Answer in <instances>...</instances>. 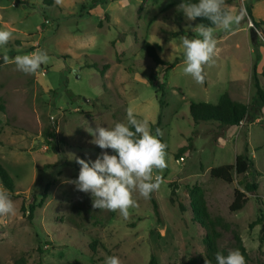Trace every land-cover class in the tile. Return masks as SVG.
<instances>
[{
    "label": "rangeland",
    "instance_id": "rangeland-1",
    "mask_svg": "<svg viewBox=\"0 0 264 264\" xmlns=\"http://www.w3.org/2000/svg\"><path fill=\"white\" fill-rule=\"evenodd\" d=\"M180 2L0 0V30L12 33L0 46V56L8 57L0 61V161L15 180L10 193L15 212L0 216V264H104L109 255L121 264H150L153 256L157 264H206L202 233L190 211L196 187L211 216L223 219L219 245L231 250L238 234L248 264H264V112L229 128L195 122L190 112L192 102L215 104L226 92L251 105L254 73L264 88V0H225V8L233 13L245 8L246 16L230 31L214 27L216 51L204 66L203 83L183 72L181 39L196 37L199 22L177 11ZM146 42L167 63L177 58L178 63L168 69L157 65ZM40 50L48 60L35 73L17 69V55ZM129 108L153 133L162 116L167 166L153 171L160 176L151 194L159 214L151 196L134 192L136 205L125 219L118 211L94 209L90 194L68 182L80 168L68 157L94 160L101 149L90 143L85 128L126 123ZM49 132L54 136L48 138ZM245 152L254 162L249 174H235L232 183L211 177L212 167L234 163ZM239 181L256 182V193ZM236 187L249 201L233 212ZM0 188L6 189L1 180Z\"/></svg>",
    "mask_w": 264,
    "mask_h": 264
},
{
    "label": "clouds",
    "instance_id": "clouds-1",
    "mask_svg": "<svg viewBox=\"0 0 264 264\" xmlns=\"http://www.w3.org/2000/svg\"><path fill=\"white\" fill-rule=\"evenodd\" d=\"M57 3L60 0H56ZM225 0H181L177 11L185 19L195 21L206 19L209 23L197 24L194 29L198 35L193 38L182 37L183 72L190 75L197 83L205 80L204 66L209 63L216 51L214 27L230 31L239 25L246 16V9L241 8L233 13L224 7ZM12 33L0 30V46L6 45ZM48 60L47 53L40 50L28 55H17L14 63L17 69L25 74L35 73ZM0 61L8 62V57L0 56ZM127 122H117L113 126L95 127L88 125L90 143L101 149L94 160H85L74 154L70 160L80 166L78 176L68 182L75 189L91 196L94 209L118 211L127 219L129 209L134 208L136 201L133 193L138 192L144 198L160 187V176L153 177L154 169H163L166 165L165 144L160 140L159 128L153 133L147 121L139 120L131 108L126 112ZM110 150V151H109ZM15 212L10 193L0 188V216L12 215ZM216 264H246L245 257L238 249L217 251ZM104 264H121L118 256L105 257ZM208 264V262H206Z\"/></svg>",
    "mask_w": 264,
    "mask_h": 264
},
{
    "label": "trees",
    "instance_id": "trees-1",
    "mask_svg": "<svg viewBox=\"0 0 264 264\" xmlns=\"http://www.w3.org/2000/svg\"><path fill=\"white\" fill-rule=\"evenodd\" d=\"M248 13L253 21V26L260 29V22L255 20L251 8H248ZM199 23L208 24L209 22L203 18L196 19ZM145 49L147 55L157 64V65H167V69L171 66H175L178 63V58L172 63H167L158 53L155 45L150 42L145 43ZM91 67L98 68V64L94 63ZM107 65L101 69V76L105 75ZM264 76V70L262 72ZM254 85L256 88V95L253 99L251 105H248L242 101L234 99L229 93H224L217 103L209 102H192L190 104V112L195 122H217L221 127H237L244 123V121L257 114L258 112H263L264 108V88L261 86L257 74L254 73L253 77ZM161 107L163 108L165 102L160 100ZM0 107L4 109L3 105ZM162 116H159L157 122L152 126V130L155 132L157 128L161 130ZM54 136L53 133H47V137ZM162 141V135L159 137ZM163 142V141H162ZM54 148L58 146L56 142H51ZM186 146L180 148L179 153L185 151ZM110 151V150H109ZM247 152V150H246ZM241 153L236 156L234 163L222 164L219 166H214L210 169V175L213 178L221 179L225 182L232 183L235 179V174L246 176L249 174L254 166L253 160L248 156L247 153ZM0 180L3 186L7 189L9 193L15 191V180L11 175L7 167L0 161ZM239 183H246V189L251 193H256L258 184L256 182H246L239 181ZM195 189V188H194ZM175 191L172 192L174 194ZM153 207L156 214H159V205L155 197L151 196ZM249 201V197L246 192L242 189L236 187L234 190V199L230 204L229 208L231 211H239L244 208V206ZM180 206L185 209L183 204ZM26 209L24 208V212ZM190 211L193 220L198 224L200 231L202 233L203 244L206 247V262L208 264H216L215 253L217 251H228L227 248L221 247L219 245V239L221 237V232L218 227L223 223L221 217H212L204 196V192L199 187L191 192V202ZM35 212V205H31L29 208L28 219L33 220V215ZM260 219L254 222V225L260 224ZM236 242L232 249H238L241 254L245 257L246 264L249 262V253L243 243L242 238L236 234ZM92 251L96 249V242L91 244ZM150 264H157L156 259L153 256L150 260Z\"/></svg>",
    "mask_w": 264,
    "mask_h": 264
},
{
    "label": "crops",
    "instance_id": "crops-1",
    "mask_svg": "<svg viewBox=\"0 0 264 264\" xmlns=\"http://www.w3.org/2000/svg\"><path fill=\"white\" fill-rule=\"evenodd\" d=\"M263 112H264V108H263Z\"/></svg>",
    "mask_w": 264,
    "mask_h": 264
}]
</instances>
